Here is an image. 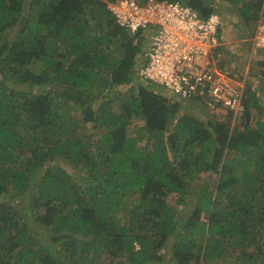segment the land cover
I'll return each mask as SVG.
<instances>
[{
	"label": "trees",
	"instance_id": "16d2710c",
	"mask_svg": "<svg viewBox=\"0 0 264 264\" xmlns=\"http://www.w3.org/2000/svg\"><path fill=\"white\" fill-rule=\"evenodd\" d=\"M117 1L0 0V264H264L254 94L232 130L231 111L205 122L182 113L186 101L134 77L142 41L115 22L107 7ZM158 1L202 18L214 10ZM225 1L246 39L264 1ZM28 191L26 209L6 200ZM167 196L194 200L191 212Z\"/></svg>",
	"mask_w": 264,
	"mask_h": 264
},
{
	"label": "built area",
	"instance_id": "2783aa9c",
	"mask_svg": "<svg viewBox=\"0 0 264 264\" xmlns=\"http://www.w3.org/2000/svg\"><path fill=\"white\" fill-rule=\"evenodd\" d=\"M108 9L117 24L142 40L137 69L141 80L164 87L180 100L197 98L212 113L242 115L243 85L219 69L213 58L221 25L217 13L202 18L185 4L155 0H118ZM251 42L264 49V13Z\"/></svg>",
	"mask_w": 264,
	"mask_h": 264
},
{
	"label": "rangeland",
	"instance_id": "374dc122",
	"mask_svg": "<svg viewBox=\"0 0 264 264\" xmlns=\"http://www.w3.org/2000/svg\"><path fill=\"white\" fill-rule=\"evenodd\" d=\"M202 1H204L205 4L211 6L214 9L213 12L217 13L221 20V27L219 29L220 42H219V47L216 49V53L219 55V59L218 61H216V63L219 64L220 66L219 68L226 71L230 76L232 77L236 76V80L240 85L244 84V86H242L244 89V95L248 96V94H246L247 90L250 93L254 94V98L257 104L255 106L250 107L251 117L249 119V124L253 125L257 119L262 118L260 112H264V81L261 80V76H260V71H264V66L262 64V61H264V50L252 49L251 34L253 33L254 30L252 27H250L251 31H249L250 36H248L246 39H242L241 30L246 29L247 31L248 28L247 26H245V22H243V20L240 18L238 7L235 4H229L228 1L226 2L225 0H202ZM141 38L143 39V37ZM143 42H145V38L143 39ZM220 63H222L223 66H221ZM139 83L142 84L143 86H149L146 85L147 84L146 82L140 80ZM122 90L125 93L129 89L128 87L120 88V91ZM123 97L124 98L120 96V100H118L119 102L115 101L112 103L111 108L114 109V111L117 112L119 111V103H122V100L127 98L125 95H123ZM168 97H170L169 100L172 99V96L168 95ZM178 102L180 103L182 113H185L187 112V110H190V113L196 115V117H198L203 122L209 121L211 119L216 121L221 120L222 117L227 114L222 111L218 113H211L208 110H205L201 106V104H199V102L198 103L180 102V101ZM226 117L224 116V118ZM241 117L242 115L241 116L231 115L230 117L231 130L237 128L240 125V121L242 120ZM128 133L131 136H135L134 135L135 132H133V129L130 130ZM229 156H234V155L229 154ZM229 156L228 158L232 159V157ZM29 196L30 193L28 191L23 196L17 197V199H14L11 196H7L6 200L11 203L17 202L20 205L19 207L22 206L23 207L22 209H26L27 204H29L28 201ZM166 201L168 205L172 207H174L176 204V199L173 198L172 196H167ZM187 202H188L187 205H179V206H175L174 208L175 209L177 208V210L180 211L181 213L189 214L192 210L191 207L194 204V200H188ZM45 231H47V229H42V233H44ZM260 239L261 241L263 240L264 242V234L260 236ZM238 249L239 248L236 246H228L226 252L235 255L236 257L239 251ZM163 254H166V252H163ZM169 258L172 257L169 256ZM217 262L219 264L230 263L229 261L222 262V259ZM209 264H217V263L210 261Z\"/></svg>",
	"mask_w": 264,
	"mask_h": 264
},
{
	"label": "clouds",
	"instance_id": "9594fccd",
	"mask_svg": "<svg viewBox=\"0 0 264 264\" xmlns=\"http://www.w3.org/2000/svg\"><path fill=\"white\" fill-rule=\"evenodd\" d=\"M155 1H158V0H155ZM145 2H147V0L145 1ZM144 2V3H145ZM160 2H162V1H160ZM168 2V1H167ZM174 2H179V3H182V4H184L183 2H181V1H174ZM110 4H112V3H110ZM110 4H108V6L110 5ZM188 6V5H187ZM108 8V7H107ZM191 8V7H190ZM193 9V8H192ZM109 10V9H108ZM194 10V9H193ZM196 11V10H195ZM212 13H215V12H212ZM211 13V14H212ZM257 22V21H256ZM255 26H256V24H255ZM220 27H221V25H220ZM220 27H219V29H220ZM253 32H254V30H253ZM218 33H219V30H218ZM218 35V34H217ZM252 35H253V33L251 34V39H252ZM219 42H220V39H218V37H217V46L214 48V50H213V58H214V61H215V63H216V61H218V59H219V55L216 53V49L219 47ZM251 47H252V49H256V48H254L253 46H252V42H251ZM256 50H260V49H256ZM262 50H264V49H262ZM140 55H141V53H140ZM140 55H139V57H140ZM216 65L218 66V68L220 67L219 66V64L218 63H216ZM137 69H138V66L136 67V69H135V73H134V77H136V78H138V80H140V81H143V80H141L139 77H138V75H137ZM219 69H221V68H219ZM222 71H224L223 69H221ZM226 72V71H225ZM232 77V76H231ZM233 78H234V76H233ZM235 80H236V78H235ZM237 81V80H236ZM143 82H145V81H143ZM238 82V81H237ZM146 83H148V82H146ZM150 84H152V83H150ZM156 85V84H155ZM243 86H244V84H242ZM163 88V87H162ZM243 95H244V89H243ZM185 101V100H184ZM186 102H191V101H186ZM203 107V106H202ZM204 108V107H203ZM205 109V108H204ZM206 110V109H205ZM210 112V111H209ZM239 116H241V115H239Z\"/></svg>",
	"mask_w": 264,
	"mask_h": 264
}]
</instances>
